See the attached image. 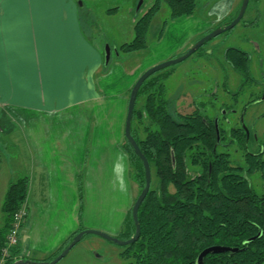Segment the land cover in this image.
Returning <instances> with one entry per match:
<instances>
[{"label":"crops","instance_id":"0c3cea01","mask_svg":"<svg viewBox=\"0 0 264 264\" xmlns=\"http://www.w3.org/2000/svg\"><path fill=\"white\" fill-rule=\"evenodd\" d=\"M239 1L230 0L229 11ZM82 4L77 0H0V136L12 133L11 126L18 124L21 130L16 131L21 132L29 154L28 175L21 177L28 179L22 259L45 261L78 231L91 228L86 204L82 209L79 205V184L86 195L91 179L90 154H96L101 168L110 153L114 165L115 155L125 151L132 85L123 83L110 95L106 93L114 85L102 75L103 54L83 34ZM113 68L123 72L118 59ZM1 157L5 155L0 150V164ZM129 170L128 159L127 201L133 203L136 188ZM8 175L0 183L5 192L14 183L10 169ZM129 204L117 213L113 228L124 225ZM45 237H50L48 242L43 241Z\"/></svg>","mask_w":264,"mask_h":264},{"label":"trees","instance_id":"16d2710c","mask_svg":"<svg viewBox=\"0 0 264 264\" xmlns=\"http://www.w3.org/2000/svg\"><path fill=\"white\" fill-rule=\"evenodd\" d=\"M251 2L256 17L244 22L245 27L253 26L260 17V0H249L246 11ZM241 4L242 0L224 26L236 18ZM163 5L168 10L164 27L168 21L193 16L197 10L196 0H154L136 20L132 41L116 48L118 54H136L146 49L150 26ZM224 57L236 70H242L241 74L250 65L248 55L234 48H228ZM166 78L151 76L143 82L136 99L137 103L144 98L143 104L141 108L135 104L132 114L131 134L149 163L151 185L137 213L139 239L121 253L124 264H196L198 255L212 246L238 251L208 254L204 264H264V194L258 195L249 183L254 174L264 178L262 154H246L243 168L233 167L228 155L216 151L217 137L223 140L219 125L201 117L198 110L185 115L171 113L165 99ZM230 138L241 145L250 143L241 129L231 130ZM123 148L128 153L130 179L137 185L138 196L144 185V168L126 140ZM27 192L28 179L21 178L5 193L0 208V255L6 247L13 215L25 202ZM81 193L79 184L80 197ZM127 220L125 234L131 238L135 226L132 218L128 224ZM20 247L19 234L5 264L18 258Z\"/></svg>","mask_w":264,"mask_h":264},{"label":"rangeland","instance_id":"374dc122","mask_svg":"<svg viewBox=\"0 0 264 264\" xmlns=\"http://www.w3.org/2000/svg\"><path fill=\"white\" fill-rule=\"evenodd\" d=\"M80 1L83 3L79 8L83 34L94 46L99 48L102 54H104L106 48L111 51L110 61L106 65L104 64L102 70V75L107 76L106 79L114 85L106 90L109 95L123 83L133 86L137 79L148 69L184 55L190 49L189 47L185 50L184 46L191 37H193L191 40L192 47L204 36L224 27V24L229 22L237 12L240 2L223 19H218L222 13L220 6L224 3L228 5L230 0H196L197 10L193 16L168 21L165 27L164 22L168 19V10L163 5L150 26L146 49L129 55L119 52V55L116 48L120 49L122 44L129 43L133 39V20H138L154 0H144L138 11L136 9L138 0L136 3L133 0ZM115 6L116 9L108 12L110 8ZM257 7L260 11V17L257 22L254 21L253 26L245 27L243 25L244 22L248 23L251 18L256 17L253 14L255 10L254 3L251 2L244 14L243 22L206 42L201 49L185 61L166 67L151 75L152 78L157 79L167 76L164 82L165 99L173 115L191 112L193 108H189L187 103L189 104L190 100L194 102L202 100L204 90L215 79L221 83L225 79L224 76L227 75L230 85L234 88L239 85L240 78L232 73L230 66L224 60V52L227 48H237L248 53L252 69L264 70V0H260ZM117 59L121 62L123 72L114 71L113 65ZM131 71H135V74L130 76ZM257 82L260 87L264 85L262 77H259ZM143 100L142 97L137 100V108H141ZM189 106L191 105L189 104ZM256 107L245 118V124L250 129L254 130L256 128L255 132L258 137V141L252 144L250 149L254 152L260 151L264 156V104ZM239 109L240 104L235 107V110L239 111ZM231 116L228 117L231 118L230 122L219 125L226 132H229L231 123L233 125L236 123V118ZM2 128L4 127L2 126ZM16 130H21V126L14 124L10 128L12 133L0 136L3 145L0 150L5 155V157H1L0 183L4 175L9 176V169L12 171L11 182H16L19 178L28 175L26 168L29 163V154L21 137V132ZM222 150L229 153L231 160L234 161L233 164L244 166V160L240 158L242 152L236 146L227 145ZM112 155L113 153H110L108 163L104 162L100 168L96 161V154H90L91 160L88 165L91 179L88 178L86 195L84 191L81 193V197L79 194V205L82 209L83 204H86V210L90 215L88 222L91 228L81 229L78 233L84 230L99 231L120 241H125L129 239L125 234L127 231L125 226H121L120 229L113 227L115 226L117 213L121 211L124 205L128 206L130 203L127 201L129 187H127L126 192L114 190L112 186ZM130 182L134 186L131 179ZM249 183L258 195L264 194V178L261 177V174L252 175L249 178ZM2 184H0V206L6 193ZM135 188L134 198L139 191L137 185H135ZM133 203L129 204L130 213ZM130 220L131 214L128 217L127 224ZM21 233L20 231V236ZM49 238L45 237L43 241L48 242ZM123 251L124 247L122 246L115 245L95 235H86L57 264H124L125 261L121 258ZM57 255L49 254L44 257V262L52 261Z\"/></svg>","mask_w":264,"mask_h":264},{"label":"flooded vegetation","instance_id":"af4514ba","mask_svg":"<svg viewBox=\"0 0 264 264\" xmlns=\"http://www.w3.org/2000/svg\"><path fill=\"white\" fill-rule=\"evenodd\" d=\"M234 49L248 55V53L240 49ZM248 58L250 60L249 55ZM224 60L226 61L225 57ZM226 63L228 64V66H230L232 73L236 77L238 76L240 78L239 85L235 86V88L230 85L227 75L224 76L225 79L221 83L215 79L213 83L204 90L202 100L198 102L190 100L189 104L191 106H189V104L187 103V106L189 108H193V110L186 114H190L193 111L198 110L201 117L206 120H213L216 127H218V125L221 126L224 122H230L231 118L228 117L231 115V117L236 118V123L235 125L231 123L229 132H226L221 128L223 133V140L220 141L219 137L217 138L218 144L216 146V151L219 154L228 155L233 167L243 168L240 165L238 166L233 164L234 161L231 160L229 153L224 152L222 148L226 147L227 145H234L241 150L242 154L240 158H243L242 160H244V156L246 154L257 155L259 153L262 154V159L264 160L263 153H261L260 151L254 152L250 149L251 145L258 141L257 133L255 132L256 128L254 130L250 129L245 124V118L248 116V114L251 111H254L257 108L256 106L264 104V85H261L260 87L257 82V79L259 77H262V79H264V70L256 68L252 69L251 65H249L247 71L241 74L242 70L238 71L227 61ZM238 104H240L239 111L235 110V107ZM177 114L185 115L181 113ZM233 129H241L246 136V140L250 143L247 145H241L237 142H232L230 138V131Z\"/></svg>","mask_w":264,"mask_h":264},{"label":"water","instance_id":"95a60500","mask_svg":"<svg viewBox=\"0 0 264 264\" xmlns=\"http://www.w3.org/2000/svg\"><path fill=\"white\" fill-rule=\"evenodd\" d=\"M78 2L80 0H77ZM143 1L144 0H138L136 9L137 11L141 8V6L143 5ZM248 2L249 0H242V4L239 10L238 15L236 16V18L228 25H225L224 27H222L219 30H215L213 32H211L210 34L204 36L203 38H201L200 40H198L192 47H190V49L182 56L176 58V59H172L169 60L165 63L159 64L155 67H152L150 69H148L147 71H145L138 79L137 81L134 83V85L132 86L130 93H129V97H128V104H127V112H126V118H125V125H124V138L127 141V143L130 145V147L132 148V150L134 151L135 155L141 160L143 168H144V185L142 190L140 191L139 195L137 196L136 200L133 203V206L131 208V218L132 221L134 223L135 226V231L134 234L131 238L125 240V241H120L116 238L110 237L102 232L99 231H93V230H84L79 232L78 234H76L71 240L70 242L67 244V246L65 247V249L59 253L52 261L50 262H44V261H34L31 259H19L17 261H14L11 264H57L58 262H60L63 258L66 257V255L82 240V238L86 235H95L98 236L108 242H111L115 245L118 246H128L131 245L133 243H135L140 236V225L138 222V218H137V213L138 210L141 206V204L143 203L145 197L147 196L149 189H150V185H151V171H150V167H149V163L147 161V159L145 158V156L141 153L138 145L136 144L132 134H131V120H132V114H133V110L136 104V99H137V95H138V91L140 89V87L142 86L143 82L149 78L152 74L165 69L166 67H169L171 65H175L178 63H181L183 61H185L186 59H188L191 55H193L195 52H197L206 42L214 39L215 37L223 34L224 32H227L231 29H233L237 24L240 23V21L242 20L246 8L248 6ZM111 58V51L109 48H106L104 54H103V59H104V64L106 65ZM218 138V137H217ZM260 236V234L256 237L258 238ZM238 249H232V248H228V247H223V246H212V247H208L206 249H204L197 257L196 260V264H204V258L206 255L208 254H220V253H235L237 252Z\"/></svg>","mask_w":264,"mask_h":264},{"label":"clouds","instance_id":"9594fccd","mask_svg":"<svg viewBox=\"0 0 264 264\" xmlns=\"http://www.w3.org/2000/svg\"><path fill=\"white\" fill-rule=\"evenodd\" d=\"M220 7L222 9V13L218 19H223L229 13V7L227 3L222 4ZM128 159V153L123 150L115 155L112 186L114 190L119 192L127 191V179L125 177V172L127 171Z\"/></svg>","mask_w":264,"mask_h":264},{"label":"built area","instance_id":"2783aa9c","mask_svg":"<svg viewBox=\"0 0 264 264\" xmlns=\"http://www.w3.org/2000/svg\"><path fill=\"white\" fill-rule=\"evenodd\" d=\"M27 215L26 203L24 202L20 209L16 211L12 218V224L7 234V243L6 247L2 249L0 255V264H5L7 256L9 255V249L15 246L19 241V233L22 226V223ZM20 256V255H19ZM18 258L14 261L22 259Z\"/></svg>","mask_w":264,"mask_h":264}]
</instances>
